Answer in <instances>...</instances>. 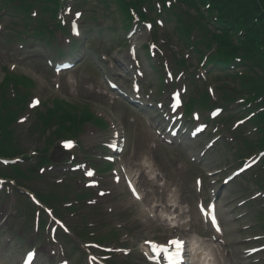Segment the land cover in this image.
<instances>
[{
  "label": "rangeland",
  "instance_id": "374dc122",
  "mask_svg": "<svg viewBox=\"0 0 264 264\" xmlns=\"http://www.w3.org/2000/svg\"><path fill=\"white\" fill-rule=\"evenodd\" d=\"M109 21V19L107 20ZM114 23V22H113ZM102 28L103 34L99 36L97 34L92 35L94 39H101L103 41L104 49L113 48L108 41H112L114 36L110 33L112 29L109 24L105 23ZM94 45L96 42L94 41ZM122 49L118 54H114V59H123L126 51ZM18 53L12 52L10 56L8 50H6L0 44V80L2 79L1 67L6 65L9 61V57L16 59L20 57ZM23 60L18 65L14 73L31 78L35 87L32 88V93L38 99L48 102L51 106L50 101L53 99L66 100L76 107L73 109H68L69 112L73 114H80L84 111L85 106L95 115L98 116H108L110 112L115 118L124 122L127 134H128V144L125 152V158L129 163V170L136 176L140 181L142 189L145 193L146 202H156L161 206V213L152 220L145 221L144 225L146 229H142L140 225L136 224L131 227V231H126L131 235V245H135V241L138 239L150 237L157 235L165 231V227H168L169 221L162 223L161 218L170 217L172 220L178 224V228L184 235H187V228L192 229V231H197L200 225V221L194 211V201L195 195L193 191V172L195 168L190 167L191 164L188 163L184 153L177 149V151L171 150L169 147L159 145L152 134L150 133L147 123L144 119L143 114L134 113L131 109L127 108L122 101L115 97L112 93H109L104 86L103 80L101 78V73L99 71H108L111 69L113 74H117L118 64L114 62L112 57H109L107 63H102L95 59L96 64L101 67H94L88 60L82 64L76 71L70 73L67 76H62L52 79L48 73L38 67L33 59L28 53H23ZM151 87V86H149ZM108 111V112H107ZM33 122V117L25 124L18 125L16 127V137L19 138L23 151L30 155V153L38 149L40 150L44 144L41 137L31 134L29 129ZM87 127H85L86 129ZM84 129V130H85ZM144 138L142 141L141 139ZM41 140V141H40ZM82 140L85 146V151L87 153L92 152L94 143L96 141V136L91 130L86 131L82 136ZM136 151V158H135ZM206 159L204 163V169H214L216 168V162L213 158L216 156L214 152ZM233 158V157H232ZM136 159V162L134 161ZM146 161L153 165L152 175L145 171L144 167L140 165ZM223 165V161L220 160ZM48 170H46L47 172ZM44 181H35L32 184L34 186H42ZM31 186V185H30ZM240 191L244 192V189L240 187ZM104 192H109L110 196H105V198L100 199L97 197L102 210H117L115 217L119 220H130L133 219L137 213L130 214L127 210L133 209V203L130 201L129 197L124 194L121 187H116L109 182V187L104 189ZM168 192H172L169 195ZM230 194V190L227 188L223 191L222 195ZM233 200V198H230ZM13 203V202H12ZM222 199H220V204L224 205V211L226 213V223L231 224L236 232L231 233V239L236 240L239 237L244 236V234H238L237 228L240 226L248 225V219L245 218L240 222H233V216L227 215L228 212L232 211V203L227 206ZM0 210L5 216L9 217L12 214V210L9 205H0ZM22 218L18 217L14 224L16 227L22 224ZM107 222L116 225L110 219ZM155 224V227L153 226ZM161 224V226H159ZM153 226L152 228H150ZM148 228V229H147ZM150 228V229H149ZM13 253L15 249L12 247ZM216 256L219 257L218 254ZM222 257V255H220ZM219 257V258H220ZM0 258H6L0 251ZM232 264H246V262L239 263L237 259H233L232 256L227 257ZM3 264V263H2ZM127 264H145L139 256H133L129 259Z\"/></svg>",
  "mask_w": 264,
  "mask_h": 264
},
{
  "label": "trees",
  "instance_id": "16d2710c",
  "mask_svg": "<svg viewBox=\"0 0 264 264\" xmlns=\"http://www.w3.org/2000/svg\"><path fill=\"white\" fill-rule=\"evenodd\" d=\"M219 1L223 3L219 5L221 12L236 20L240 26L245 24L246 28L253 29V44L264 48V0H260V4L256 0ZM228 9L232 12H224Z\"/></svg>",
  "mask_w": 264,
  "mask_h": 264
},
{
  "label": "snow or ice",
  "instance_id": "6c2138e0",
  "mask_svg": "<svg viewBox=\"0 0 264 264\" xmlns=\"http://www.w3.org/2000/svg\"><path fill=\"white\" fill-rule=\"evenodd\" d=\"M65 146L68 147V146H70V144H66ZM89 174H91V173H89ZM130 187H131V185H130ZM133 195H136V190L135 189H133ZM137 198H139V197H137ZM205 207H207V206H205ZM203 210L204 209H202V211ZM211 225L216 228V231H220L219 227L217 226V222H216L215 216L211 217ZM165 244H171L177 250L176 251V256L177 257L180 256L181 251L183 249V241H181L179 239H171V240L166 241ZM161 250H163V249H161ZM170 264H177V261L173 260V261L170 262Z\"/></svg>",
  "mask_w": 264,
  "mask_h": 264
}]
</instances>
